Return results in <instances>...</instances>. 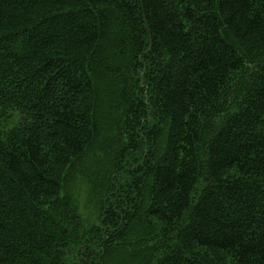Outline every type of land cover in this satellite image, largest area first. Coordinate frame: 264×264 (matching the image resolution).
<instances>
[{"label": "trees", "instance_id": "16d2710c", "mask_svg": "<svg viewBox=\"0 0 264 264\" xmlns=\"http://www.w3.org/2000/svg\"><path fill=\"white\" fill-rule=\"evenodd\" d=\"M0 264H264V0H0Z\"/></svg>", "mask_w": 264, "mask_h": 264}]
</instances>
